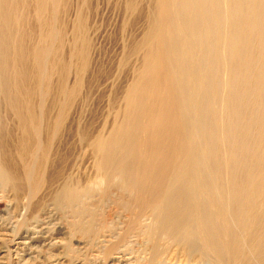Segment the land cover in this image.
<instances>
[{"label":"bare ground","instance_id":"obj_1","mask_svg":"<svg viewBox=\"0 0 264 264\" xmlns=\"http://www.w3.org/2000/svg\"><path fill=\"white\" fill-rule=\"evenodd\" d=\"M152 1L144 64L124 98L123 118L85 141L95 176L89 187L65 183L55 200L72 210L94 193L118 192L129 213L126 230L150 241L152 261L165 241L198 245L216 264H264V0ZM10 8L0 0L2 28L14 16ZM9 34L0 33L2 54ZM247 97L249 112L241 114ZM16 121L17 145L7 133L0 152L22 159L34 128L29 118ZM15 179L0 161V186L15 190ZM125 255L119 250L113 259L126 264Z\"/></svg>","mask_w":264,"mask_h":264},{"label":"rangeland","instance_id":"obj_2","mask_svg":"<svg viewBox=\"0 0 264 264\" xmlns=\"http://www.w3.org/2000/svg\"><path fill=\"white\" fill-rule=\"evenodd\" d=\"M6 1L14 16L0 27V33L10 32L5 54L0 51V136L8 133L17 145L19 118L31 119L34 135L24 139L32 146L22 159L0 152L16 178L15 190L0 186V264H120L113 259L119 250L127 251L126 264H216L206 251L203 258L197 244L188 250L165 241L157 260H150V241L127 232L129 213L116 191L94 193L72 210L55 200L65 183L89 187L95 176V156L85 141L105 136L123 118L124 98L144 64L141 45L153 1L134 0L132 10L126 7L131 0H62L60 6L52 0ZM246 99L241 114L249 112Z\"/></svg>","mask_w":264,"mask_h":264}]
</instances>
